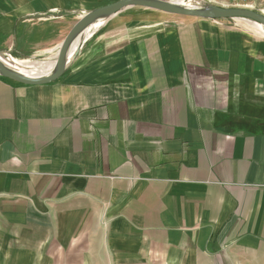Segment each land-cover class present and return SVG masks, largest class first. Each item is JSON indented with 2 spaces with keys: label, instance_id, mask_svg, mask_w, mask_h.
Instances as JSON below:
<instances>
[{
  "label": "crops",
  "instance_id": "obj_1",
  "mask_svg": "<svg viewBox=\"0 0 264 264\" xmlns=\"http://www.w3.org/2000/svg\"><path fill=\"white\" fill-rule=\"evenodd\" d=\"M116 1L0 0V47ZM0 264H264V29L134 7L0 77Z\"/></svg>",
  "mask_w": 264,
  "mask_h": 264
},
{
  "label": "water",
  "instance_id": "obj_2",
  "mask_svg": "<svg viewBox=\"0 0 264 264\" xmlns=\"http://www.w3.org/2000/svg\"><path fill=\"white\" fill-rule=\"evenodd\" d=\"M140 7L165 14L205 20H244L258 24L264 29V15L250 10L216 5L196 6L175 3L169 0H118L97 8L84 15L69 31L57 51L52 72L44 75L28 76L5 68L0 62V77L23 85H44L55 81L66 68L67 51L71 41L80 33H85L95 24L101 23L126 9Z\"/></svg>",
  "mask_w": 264,
  "mask_h": 264
},
{
  "label": "built area",
  "instance_id": "obj_3",
  "mask_svg": "<svg viewBox=\"0 0 264 264\" xmlns=\"http://www.w3.org/2000/svg\"><path fill=\"white\" fill-rule=\"evenodd\" d=\"M183 3L196 6L218 5L226 3L232 8L250 10L264 15V0H182ZM224 6V5H222ZM95 24L86 33L91 34L99 25Z\"/></svg>",
  "mask_w": 264,
  "mask_h": 264
},
{
  "label": "rangeland",
  "instance_id": "obj_4",
  "mask_svg": "<svg viewBox=\"0 0 264 264\" xmlns=\"http://www.w3.org/2000/svg\"><path fill=\"white\" fill-rule=\"evenodd\" d=\"M167 1V0H166ZM169 1H173V2H182V0H169ZM224 5L223 7H229L231 8L228 4L226 3H223V4H218L216 6H222ZM0 46H1V43H0ZM18 53L15 52L13 50V48H11V50H8L4 47H0V58L2 60H13L17 63H19L17 66L20 70H25L29 73H34V74H40L42 72H44L43 68L39 65V64H42L45 65L46 63L47 64H54V62H49L47 61L45 58L39 62H36L35 60L31 59V58H19L18 57Z\"/></svg>",
  "mask_w": 264,
  "mask_h": 264
},
{
  "label": "bare ground",
  "instance_id": "obj_5",
  "mask_svg": "<svg viewBox=\"0 0 264 264\" xmlns=\"http://www.w3.org/2000/svg\"><path fill=\"white\" fill-rule=\"evenodd\" d=\"M175 3H182V2L180 1V2H175ZM83 34H85V31H84V33H80L79 35H77V36L71 41V43L69 44L68 51H67V61H69L70 56H71V55L75 52V50L77 49L78 44H79V42H80V40H81ZM0 62H1V64H2L5 68H7V69L14 70V71H17V72H19V73H22V74H25V75H28V76H36V75H44V74H48V73L52 72L53 67H54V64L51 65V64H47V63H46V64L43 65V66H42V64H39V65L43 68L44 72H42V73H40V74H34V73H29V72H27V71H25V70H20V69L18 68V66H17L19 63L15 62V61H13V60H11V59H9V60H2V59L0 58Z\"/></svg>",
  "mask_w": 264,
  "mask_h": 264
}]
</instances>
